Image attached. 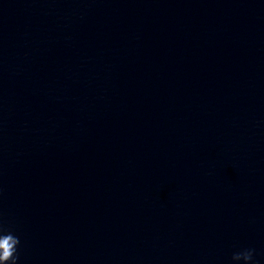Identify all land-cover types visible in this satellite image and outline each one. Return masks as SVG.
<instances>
[{
  "label": "clouds",
  "instance_id": "9594fccd",
  "mask_svg": "<svg viewBox=\"0 0 264 264\" xmlns=\"http://www.w3.org/2000/svg\"><path fill=\"white\" fill-rule=\"evenodd\" d=\"M2 231V229H0ZM20 243L19 238L12 235L10 232L0 235V264H16L18 256L17 245ZM254 249H245L240 252L234 253L232 259L234 261L243 260L245 264H249L253 260Z\"/></svg>",
  "mask_w": 264,
  "mask_h": 264
}]
</instances>
